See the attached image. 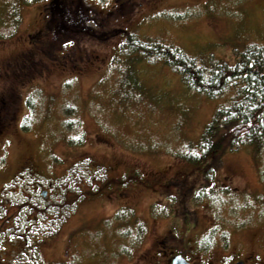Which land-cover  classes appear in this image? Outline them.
<instances>
[{"label": "rangeland", "instance_id": "rangeland-1", "mask_svg": "<svg viewBox=\"0 0 264 264\" xmlns=\"http://www.w3.org/2000/svg\"><path fill=\"white\" fill-rule=\"evenodd\" d=\"M69 2L81 8L86 31L52 47L50 0H0V191L18 192L10 208L25 194L35 207L49 206L34 210L30 232L42 240L43 230L45 242L29 241L27 254H0V264H166L156 252L168 230L189 243L197 264L234 255L264 264V152L226 150L201 165L216 170L204 176L180 152L199 140L226 98L189 89L163 63L132 61L123 47L133 31L233 64L235 49L264 44V0ZM80 131L86 142L70 144L66 138ZM185 182L195 195L217 194L181 206ZM128 209L134 215L120 218ZM17 220L24 223L23 213ZM209 234L212 246L200 249Z\"/></svg>", "mask_w": 264, "mask_h": 264}, {"label": "trees", "instance_id": "trees-1", "mask_svg": "<svg viewBox=\"0 0 264 264\" xmlns=\"http://www.w3.org/2000/svg\"><path fill=\"white\" fill-rule=\"evenodd\" d=\"M72 7L69 0H50L45 33L52 34V47H56L53 44L58 43L59 46L64 41L71 42L74 36L86 31L80 18L81 8ZM104 35L107 34L100 36ZM123 47L130 57L135 56L136 59L133 58L132 61L163 63L177 73L189 89L212 99L226 98L225 102L218 105L199 140L188 144L187 149L180 152L188 162L200 166L208 161L215 163L218 156L226 150H236L244 145L255 148L257 157L264 152V44L252 41L243 49H235L236 61L233 64L223 59H198L179 46L166 43L158 37L140 39L133 31L126 32ZM0 99L4 100L2 97ZM68 106L76 108L72 104ZM73 120L69 124L75 127L73 123L76 119ZM76 126L79 127L78 124ZM77 135L66 139L72 145H83L86 142L85 135L82 131ZM211 162L201 166L204 176H215L216 170ZM123 181L126 182L125 179L119 182ZM194 191L195 189L193 193ZM181 192L183 201L187 204L183 186ZM212 193L215 192L210 189H199L195 200L198 202L203 198H210ZM194 210L189 208V211ZM126 214L133 216L134 212L129 209L121 210L120 218ZM138 225H142L141 222ZM214 229L216 230V226ZM199 243L200 249H209L213 244L212 234Z\"/></svg>", "mask_w": 264, "mask_h": 264}, {"label": "flooded vegetation", "instance_id": "flooded-vegetation-1", "mask_svg": "<svg viewBox=\"0 0 264 264\" xmlns=\"http://www.w3.org/2000/svg\"><path fill=\"white\" fill-rule=\"evenodd\" d=\"M13 65V60L7 62ZM14 66V65H13ZM7 74L9 72L6 71ZM2 126V125H1ZM6 126L1 129L0 133H3ZM22 177V176H19ZM21 178L19 183H22ZM14 180V178H13ZM185 192L184 196L185 199L188 200L189 203L193 202L195 194L193 193V190L191 193L189 192L191 190L190 187H186V182L184 184ZM5 190V189H4ZM23 190H20L22 192ZM16 191H8L7 193H1L0 191V254H27L26 246L30 244L29 241H31V244L33 243V240L31 239L30 232L33 228L32 222L34 221V210L39 211H45L49 210L48 202L44 204L43 206L36 204V207L33 204V196L32 194L29 195H23L24 198H26V202H21V204L18 206L17 209L10 208L13 205V202L15 201L13 197H10V194H17ZM47 196L44 197L46 200L51 198V194H49V191L47 190ZM187 203L188 205H190ZM15 204V203H14ZM59 206L61 203H59ZM184 202H181V206L187 205ZM27 207H31V210L27 212ZM23 213L24 217V223H20V220H17V217L19 214ZM18 214V215H17ZM48 216V215H46ZM21 225V226H19ZM181 225V224H180ZM181 227V226H180ZM170 230L167 232H164L163 238L160 240H157L159 251L156 252V254L159 255H165L167 258L166 264H171L172 257L176 254H183L187 257L186 249L188 242L185 241L182 237H179L178 234H173L172 236L169 235ZM175 233V232H174ZM161 238V236L159 237ZM158 238V239H159ZM179 238V239H178ZM31 239V240H30ZM45 238L42 239V241H37V243H43ZM170 240L175 241V243L172 245L170 243ZM169 241V243H167ZM187 259L191 261L188 257ZM194 264V261H191ZM216 264H247L245 261V258H240L232 256V258L228 259L227 261L216 263Z\"/></svg>", "mask_w": 264, "mask_h": 264}, {"label": "water", "instance_id": "water-1", "mask_svg": "<svg viewBox=\"0 0 264 264\" xmlns=\"http://www.w3.org/2000/svg\"><path fill=\"white\" fill-rule=\"evenodd\" d=\"M171 264H192L182 254L174 255Z\"/></svg>", "mask_w": 264, "mask_h": 264}, {"label": "bare ground", "instance_id": "bare-ground-1", "mask_svg": "<svg viewBox=\"0 0 264 264\" xmlns=\"http://www.w3.org/2000/svg\"><path fill=\"white\" fill-rule=\"evenodd\" d=\"M42 30H44V27L42 28Z\"/></svg>", "mask_w": 264, "mask_h": 264}]
</instances>
